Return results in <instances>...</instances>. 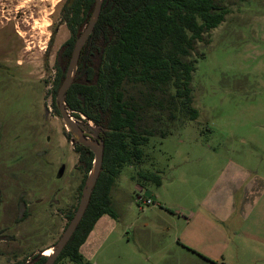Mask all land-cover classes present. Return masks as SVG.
<instances>
[{
  "label": "rangeland",
  "instance_id": "rangeland-1",
  "mask_svg": "<svg viewBox=\"0 0 264 264\" xmlns=\"http://www.w3.org/2000/svg\"><path fill=\"white\" fill-rule=\"evenodd\" d=\"M65 1L0 0V264L43 254L80 201L77 143L53 106L56 54L71 34ZM215 1L228 13L197 45L200 114L152 136L141 163L122 169L111 191L117 216L104 214L81 246L87 264H214L178 237L209 246L219 264H264V238L248 233L261 215L241 208L242 180L264 176V0ZM73 117L96 139L93 122ZM139 170L158 172L161 184L143 185ZM223 231L230 246L219 250Z\"/></svg>",
  "mask_w": 264,
  "mask_h": 264
},
{
  "label": "trees",
  "instance_id": "trees-1",
  "mask_svg": "<svg viewBox=\"0 0 264 264\" xmlns=\"http://www.w3.org/2000/svg\"><path fill=\"white\" fill-rule=\"evenodd\" d=\"M95 5L96 0H66L63 5V20L71 34L58 50L54 65L53 106L58 114V90L75 42ZM227 13L228 9L215 0L103 1L66 97L73 116H85L98 127L97 137L104 144L103 165L85 214L54 264L64 257L87 264L81 246L104 214L117 216L111 191L122 169L141 163L152 136L165 138L179 128L180 122L198 118L192 86L197 45ZM69 136L73 137L70 132ZM76 143V168L84 172L82 194L95 153ZM136 176L143 185L162 182L154 171L139 170ZM21 205L23 217L28 204L22 200ZM77 207L67 213L68 223ZM46 260L47 256L39 252L18 264H44Z\"/></svg>",
  "mask_w": 264,
  "mask_h": 264
},
{
  "label": "water",
  "instance_id": "water-1",
  "mask_svg": "<svg viewBox=\"0 0 264 264\" xmlns=\"http://www.w3.org/2000/svg\"><path fill=\"white\" fill-rule=\"evenodd\" d=\"M103 1L104 0H96V5L91 14L89 23L84 27V29L82 30V32L80 33V35L78 36L75 42V46L66 72L65 79L62 82L56 97V102L61 112L60 114L62 115V118L65 121V125L68 131L73 135L76 141H78L84 146L90 147L91 150L95 153L94 165L83 187L80 201L73 218L68 223L67 227L65 228L63 234L58 239V241L54 244L53 247H51L53 248L52 254L51 255L45 254V256H47V260L44 262V264L55 263V261L63 251L64 247L66 246V244L74 234L75 230L77 229V226L79 225L89 205L94 187L97 183L103 165V158H104L103 140L99 139L98 137H96V139H91V137L87 134L84 127L74 119L71 111L68 109L66 105L67 91L73 84L74 79L76 77L82 49L87 43L90 35L92 34L99 20L102 11ZM64 171H65V165H63L59 171L60 177L63 176Z\"/></svg>",
  "mask_w": 264,
  "mask_h": 264
},
{
  "label": "crops",
  "instance_id": "crops-1",
  "mask_svg": "<svg viewBox=\"0 0 264 264\" xmlns=\"http://www.w3.org/2000/svg\"><path fill=\"white\" fill-rule=\"evenodd\" d=\"M238 165H240V164H238ZM242 168L245 169L244 167H242ZM258 178H259L258 180L251 178V177H250V180H248V179L242 180L243 184L241 185V187L244 186V188H246L245 189L246 190V194H245L246 196L243 199L241 208L244 211V213L247 214V217H249L250 214L251 213L253 214L254 212H256L257 216L261 215V217H258V218L254 217L256 220L258 219V222H260L259 226L255 227V229H249L248 233H250L251 235L256 236L258 238H264V226H263L264 225V176L260 175V176H258ZM241 187L239 189H241ZM236 209L237 208H232L231 211H235ZM194 218H195V215H191L187 218L186 222H188L190 224ZM226 233H227V231H226ZM222 234H223V240H224V236H225L224 231L222 232ZM173 240H175V238ZM176 240H177V243L179 244L180 248H185V250H189V252H192L193 254H196V255L198 253L197 256H202L208 262H214V264H219L220 259L211 253V248L209 246L205 247V248L199 247L196 244H192L191 242H188V241L184 242L179 237L176 238ZM228 242L230 243V241H228ZM228 242L226 243V240H224L223 242H222V240H220L218 249L223 250L227 246H230L228 244ZM53 246H54V244H51V245H48L46 247L51 248ZM192 248L196 249L197 253Z\"/></svg>",
  "mask_w": 264,
  "mask_h": 264
},
{
  "label": "built area",
  "instance_id": "built-area-1",
  "mask_svg": "<svg viewBox=\"0 0 264 264\" xmlns=\"http://www.w3.org/2000/svg\"><path fill=\"white\" fill-rule=\"evenodd\" d=\"M142 202L145 204V205H149V204H152L154 203V199L152 197H148V198H143L142 196L139 197Z\"/></svg>",
  "mask_w": 264,
  "mask_h": 264
},
{
  "label": "bare ground",
  "instance_id": "bare-ground-1",
  "mask_svg": "<svg viewBox=\"0 0 264 264\" xmlns=\"http://www.w3.org/2000/svg\"><path fill=\"white\" fill-rule=\"evenodd\" d=\"M52 251H53V248H47L44 252V254L46 255H51L52 254Z\"/></svg>",
  "mask_w": 264,
  "mask_h": 264
},
{
  "label": "flooded vegetation",
  "instance_id": "flooded-vegetation-1",
  "mask_svg": "<svg viewBox=\"0 0 264 264\" xmlns=\"http://www.w3.org/2000/svg\"><path fill=\"white\" fill-rule=\"evenodd\" d=\"M28 204V203H27ZM66 217H67V214H66ZM68 219V218H67ZM3 239V238H2Z\"/></svg>",
  "mask_w": 264,
  "mask_h": 264
}]
</instances>
